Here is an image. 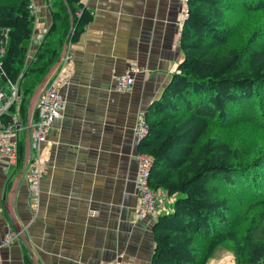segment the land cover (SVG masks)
Instances as JSON below:
<instances>
[{
	"label": "trees",
	"instance_id": "obj_1",
	"mask_svg": "<svg viewBox=\"0 0 264 264\" xmlns=\"http://www.w3.org/2000/svg\"><path fill=\"white\" fill-rule=\"evenodd\" d=\"M49 1L52 26L26 64L30 0H0V29L8 30L0 87L27 66L23 125L64 42H76L92 18L79 0ZM180 48L179 73L148 106L147 135L136 146L152 159L149 187L174 198L152 225L149 264H209L225 250L235 264H264V0H188ZM17 150L19 170L21 134Z\"/></svg>",
	"mask_w": 264,
	"mask_h": 264
},
{
	"label": "crops",
	"instance_id": "obj_2",
	"mask_svg": "<svg viewBox=\"0 0 264 264\" xmlns=\"http://www.w3.org/2000/svg\"><path fill=\"white\" fill-rule=\"evenodd\" d=\"M49 2L33 0L37 35L45 36L52 26L47 6L51 11L54 6ZM79 3L92 18L78 40L68 46L73 72L63 89V116L48 133V165L40 181L37 206L31 200L24 171L16 181L22 166L10 171L0 162V242L8 230L14 231L8 203L25 237L1 248L0 264H26L25 256L32 263L30 253L36 264L115 260L149 264L154 220L172 210L174 198L157 190L164 200L163 211L140 220L136 216L138 164L133 127L140 114L145 116L148 106L160 98L171 77L179 73L183 60L180 38L186 19L183 5L180 0ZM34 53L31 49V56ZM131 64L138 68L131 88L115 91L116 77ZM26 124L27 119L22 131L24 146ZM28 134L27 162L35 154L30 144L31 127ZM224 261L222 256L209 264Z\"/></svg>",
	"mask_w": 264,
	"mask_h": 264
},
{
	"label": "built area",
	"instance_id": "obj_3",
	"mask_svg": "<svg viewBox=\"0 0 264 264\" xmlns=\"http://www.w3.org/2000/svg\"><path fill=\"white\" fill-rule=\"evenodd\" d=\"M183 5L185 17L188 13V0H180ZM50 10L49 5L47 6ZM30 14L35 19L37 16L36 7L33 0L28 5ZM44 39V34L37 35L35 28L31 34L29 47L27 50L26 64L32 59L30 51L36 50ZM8 43V30L0 29V64L1 59L6 51ZM70 44V43H69ZM68 44V46H69ZM68 46L63 52L55 74L47 81L44 88L40 92L35 108V118H32L30 127V144L35 150V154L28 160L23 173L24 180L27 183L28 191L33 203L37 206L40 193V181L48 165L45 157V145L48 141V133L53 124L60 120L63 116L66 100L63 95V89L69 83L70 76L73 72L71 56ZM25 64V65H26ZM27 66H23L18 78L15 82H8L7 87H0V162H4L7 170L18 165V139L24 129V125L20 119H16L10 111L11 107L16 105L21 98V80ZM138 68L134 64L129 65L125 71L116 77L115 91L125 92L129 90L134 82V75ZM148 126L144 114H140L138 120L133 127V136L136 144L146 137ZM137 174L135 178V189L137 193L136 216L143 219L148 216L155 217L158 212L164 209V200L160 199L156 191L152 190L149 185V177L152 168V159L147 154L136 153ZM17 240L14 231L8 230L0 242V250L2 247L10 245ZM234 260V259H233ZM234 263V262H233ZM100 264H131L115 260L113 262H103Z\"/></svg>",
	"mask_w": 264,
	"mask_h": 264
},
{
	"label": "water",
	"instance_id": "obj_4",
	"mask_svg": "<svg viewBox=\"0 0 264 264\" xmlns=\"http://www.w3.org/2000/svg\"><path fill=\"white\" fill-rule=\"evenodd\" d=\"M72 26V24H71ZM69 44V41L66 40L63 44V47H62V52L58 58V60L56 61V63L52 66V68H50V70L48 71V73L44 76V78L41 80V82L39 83V85L36 87V89L34 90L30 100H29V104H28V111H27V124H26V141H25V154H24V159H23V164H22V168L20 170V172L18 173L17 177H16V181H19V179L21 178V175H22V172L24 171L25 169V166H26V163H27V159H28V150H29V143H28V136H29V127H30V123H31V120H32V117H33V114H34V108H35V104H36V101H37V98L40 94V92L42 91V89L44 88L45 84L47 83L49 77L51 76V74L53 73V71L55 70V68L57 67V65L59 64V61L61 59V55L62 53L66 50L67 46ZM7 214L9 215L10 219H11V223H12V226H13V229H14V233L17 235L18 238H21L22 240H25V237L23 235V232L22 230L19 228L15 218H14V215L10 209V205L8 203L7 205ZM31 255V259H32V263L33 264H36L34 262V259H33V255L32 253H30Z\"/></svg>",
	"mask_w": 264,
	"mask_h": 264
},
{
	"label": "rangeland",
	"instance_id": "obj_5",
	"mask_svg": "<svg viewBox=\"0 0 264 264\" xmlns=\"http://www.w3.org/2000/svg\"><path fill=\"white\" fill-rule=\"evenodd\" d=\"M13 116L16 118V119H19V102H17V104H16V112H14L13 113ZM236 126H238V127H241V128H243V129H247V128H250L249 126V124H237V125H235L234 127H236ZM234 127H232V129L234 128ZM232 129H230L229 131H231ZM24 135V132H22V134H21V137ZM224 257L225 258V261H224V263L223 264H235V262L233 263V259H234V256H233V254L231 253V252H229L228 250H225V251H223V252H217L216 253V255H215V257L214 258H220V257Z\"/></svg>",
	"mask_w": 264,
	"mask_h": 264
}]
</instances>
